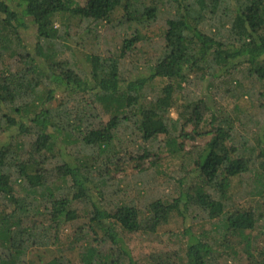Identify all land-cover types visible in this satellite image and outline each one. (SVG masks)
Here are the masks:
<instances>
[{
	"label": "trees",
	"instance_id": "1",
	"mask_svg": "<svg viewBox=\"0 0 264 264\" xmlns=\"http://www.w3.org/2000/svg\"><path fill=\"white\" fill-rule=\"evenodd\" d=\"M262 82L264 0H0V264H264Z\"/></svg>",
	"mask_w": 264,
	"mask_h": 264
},
{
	"label": "rangeland",
	"instance_id": "2",
	"mask_svg": "<svg viewBox=\"0 0 264 264\" xmlns=\"http://www.w3.org/2000/svg\"><path fill=\"white\" fill-rule=\"evenodd\" d=\"M84 3V0H81V4ZM33 29L29 28L27 31H25L23 33L24 39L26 40V43H28L30 45V47L32 46V44H34V36H33ZM161 31L156 30V32H152L150 35V39L152 38V40L154 41H159V39H161ZM134 60L136 61V58H134ZM14 63V59L11 60L10 64L12 65ZM143 68V67H141ZM192 75H190L191 77ZM204 90V86H201ZM258 90H260V92H264V82L262 83H258V85H256L252 91H250V93L255 92L254 95V99L256 100L255 102L257 104H261L262 106H264V98H260V95L258 93ZM211 91V90H210ZM209 93V92H208ZM211 94H214L215 96V100L219 103L220 102V94L222 93H217L216 90H212ZM260 107V106H259ZM98 110L100 112H102V107L98 106ZM257 114H259V110H257L256 115H253L254 119H257ZM222 115H225V111H223ZM172 116L175 117L176 113L175 110L172 111ZM255 124L253 122L248 123L247 126H244L242 131H246V134H248V136H250V134L255 130L256 127V120H254ZM257 128H256V132H257ZM245 133V132H244ZM243 133V134H244ZM6 139V138H4ZM208 139V137H204V138H200L197 139L196 142H187L186 146L187 148L192 147L193 145L197 144V145H203L205 143V141ZM165 193L170 195V194H174V191H167L165 190ZM174 219L171 220L169 222V224L165 225L161 231L158 233V235L155 237L153 236V241H150V238H148L145 235H127L126 239L128 241L129 246L133 249L134 254L136 255V257L139 258H145L144 256H148L149 254H151V252H162L163 254H167L168 256L174 254L175 253H179V251L181 250V252L179 254H182V248L184 245V242L186 240V238L184 236H182L181 234H179L178 236H175L173 234H170L171 231L175 232H182L181 230L184 227V221L182 220H175L176 222V227L174 226ZM186 224H188V226L192 227V230H194L195 232H197L198 230H201L202 228H207L209 227V224L207 222H203L202 220L199 221H193L190 217L188 219H186ZM63 239L66 240V238L69 237L70 235V230L69 228H65L63 231Z\"/></svg>",
	"mask_w": 264,
	"mask_h": 264
}]
</instances>
